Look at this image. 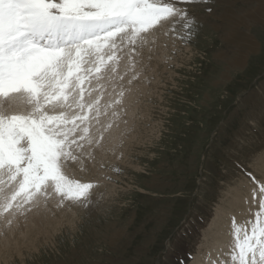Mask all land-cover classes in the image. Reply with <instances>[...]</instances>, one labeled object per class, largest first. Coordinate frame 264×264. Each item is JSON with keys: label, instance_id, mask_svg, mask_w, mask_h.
Returning a JSON list of instances; mask_svg holds the SVG:
<instances>
[{"label": "rangeland", "instance_id": "1", "mask_svg": "<svg viewBox=\"0 0 264 264\" xmlns=\"http://www.w3.org/2000/svg\"><path fill=\"white\" fill-rule=\"evenodd\" d=\"M178 6L197 20L190 38L169 19L119 55L126 69L137 54L151 68L136 75L141 85L128 100L129 144L102 163L98 179L83 178L96 185L89 205L58 200L61 223L12 244L0 264H192L225 195L241 181H261L254 167L264 156V0ZM89 77L97 83L89 74L87 85ZM110 82L114 95L101 88L97 101L126 104L129 88Z\"/></svg>", "mask_w": 264, "mask_h": 264}, {"label": "snow or ice", "instance_id": "2", "mask_svg": "<svg viewBox=\"0 0 264 264\" xmlns=\"http://www.w3.org/2000/svg\"><path fill=\"white\" fill-rule=\"evenodd\" d=\"M208 3L0 0V220L11 225L8 214L21 212L24 205L30 210L40 197L46 201L56 195L61 206L65 201L89 205L96 185L64 171L69 161L80 158L81 142L92 143L86 122L94 103L85 102L81 85L123 47L143 42L141 34L162 21L172 19L173 31L179 23L190 38L197 20L178 5ZM4 176L18 190L5 192ZM256 183L254 219L237 224L233 218L227 259L209 254L210 264H264V182Z\"/></svg>", "mask_w": 264, "mask_h": 264}, {"label": "bare ground", "instance_id": "3", "mask_svg": "<svg viewBox=\"0 0 264 264\" xmlns=\"http://www.w3.org/2000/svg\"><path fill=\"white\" fill-rule=\"evenodd\" d=\"M149 33L153 34L152 30L143 34L146 38H150ZM129 46L130 45L125 46L122 48V50L116 52L115 59L112 62H109V64H106L103 72L101 70L99 74L95 73L94 71L90 73L92 74L94 79L97 80V83L94 82L95 84H93L91 82L92 80H90L91 78L89 77V84L87 85L85 83L87 86H83V88L85 89V102L94 103L93 111L88 113V115L92 114L93 116L90 117L89 122H86L89 124L88 135L92 139V143L88 144L86 141H82L81 143L83 144V148L77 153L80 158L75 162L69 161L65 165L64 171L71 178H75V174L78 175V180L80 179V181L81 179L86 177L93 178V174L95 176L98 175L96 172L99 171L98 169H100L102 163H106L114 157L116 158V155L119 156L117 154V151H119L121 148L119 144H122V141L126 140H124V134L126 133H124V125H127L128 127L131 123L130 120L128 122V120H126L127 118L125 117V113L132 108H130L128 100L132 99L133 89L137 90L136 87H139L138 84H140L137 83V80L140 79L139 77L141 75L138 77H136V75L140 73L142 69L144 72H147L149 67V58L141 57L138 54L136 58L133 57L134 60L137 59V65L134 64L135 67L133 68L126 69L125 65L122 62L116 64L117 61L120 60L119 55H122L124 49L128 48ZM135 54L136 53L134 52L133 55ZM122 73H126L123 79H121L120 76ZM97 76H99L98 79ZM147 76L149 78L150 75ZM109 82L112 86L113 84H115V86L120 85L129 88L130 93H127L124 98L126 99V104L113 105V102L115 101L111 98V96L114 95V90L113 87L108 84ZM101 88H108V90H106L105 93V90L101 91ZM100 91L103 92L104 95L111 92V96H108L109 98L106 97L103 102L99 101L97 104L95 102H97L98 98H100L101 96ZM135 97L137 98V96ZM97 109L99 110L98 115ZM125 120L127 122L126 124L124 123ZM81 127H83V125ZM127 133H129V131ZM98 135H101V140H99ZM129 142L130 141H128V143H125L124 145L122 144L121 146H126L127 144H129ZM254 170L256 173V177H261V181L259 182H264V156L262 157L261 164L255 166ZM101 171L102 170H100V172ZM82 174L85 175V177H83ZM95 178L96 177H94V179ZM3 180L5 182V192L11 194L13 189L18 190L15 181L9 182L7 176H4ZM81 182L86 183L84 179ZM241 182H243L241 187H237L234 191L231 190L225 195L226 197L223 201L226 207L223 209H217V213L214 219L204 233V241L206 242L203 245H205L206 251H204L205 253L200 257L195 256L192 264H210V261L206 259L209 254H211V257L213 259H216L218 254H220L221 258L227 259V257L224 256V253L228 252L229 244L233 239V237L230 235L233 218L235 219V222L237 224H241L245 221H248L249 219H254L252 213L257 211L259 208V197L257 198L256 202L253 203L252 192L253 189L257 188V183H250V181L245 180ZM49 191L51 192V189H49ZM22 195L23 194H21V197H17V201L22 198ZM58 200L59 197L56 195H52L46 201L43 197H40L39 206H31V209L29 210L30 206L24 205V207L21 209V212H17L15 215L8 214L7 218L12 220L11 225H7L3 220H0V255L11 249L13 247L12 244L16 243V245H18L19 242H24L25 238L28 236L30 237V239H33L38 231L41 233L42 230H46L51 227L53 230V227L60 224L61 222L57 218V215H55L58 212ZM67 203L75 204L76 207H79L80 205L72 203L70 201H67ZM221 207H223L222 204Z\"/></svg>", "mask_w": 264, "mask_h": 264}]
</instances>
